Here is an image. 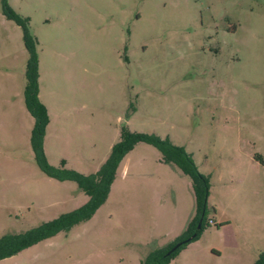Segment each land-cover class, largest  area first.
<instances>
[{"label":"rangeland","instance_id":"1","mask_svg":"<svg viewBox=\"0 0 264 264\" xmlns=\"http://www.w3.org/2000/svg\"><path fill=\"white\" fill-rule=\"evenodd\" d=\"M5 2L35 38L46 162L92 173L122 124L167 137L208 179L203 227L167 264H252L264 252V165L254 159L264 158V0ZM26 57L20 27L0 11V235L87 199L34 161ZM192 208L188 177L137 142L88 219L0 264H139L180 235Z\"/></svg>","mask_w":264,"mask_h":264},{"label":"trees","instance_id":"2","mask_svg":"<svg viewBox=\"0 0 264 264\" xmlns=\"http://www.w3.org/2000/svg\"><path fill=\"white\" fill-rule=\"evenodd\" d=\"M0 11L4 17L11 19L20 27L23 47L27 53L23 67L22 100L26 111L32 118L29 146L34 161L45 175L57 180L73 181L77 188L87 196L83 204L70 211L42 221L23 231L7 232L0 235V259L16 254L22 249L60 232H65L73 225L88 219L105 200L122 157L137 142H145L158 150L161 163L177 169L189 179L193 208L180 235L162 247L152 248L139 261V264H167L180 248L198 237L203 227L205 199L208 193L207 176L197 169L191 154L182 146L173 144L167 137L161 138L152 133L131 131L125 124L119 127L118 140L111 144L107 156L94 172L82 174L64 168L63 160H60L58 167L49 165L42 151V138L48 122V115L44 104L37 97L35 38L27 30V18L9 8L5 0L1 2ZM254 159L264 165V158L259 154H255ZM177 242L178 245L171 249ZM252 264H264V252L258 253Z\"/></svg>","mask_w":264,"mask_h":264},{"label":"water","instance_id":"3","mask_svg":"<svg viewBox=\"0 0 264 264\" xmlns=\"http://www.w3.org/2000/svg\"><path fill=\"white\" fill-rule=\"evenodd\" d=\"M177 245H178V242L175 243V244L171 247V249H174Z\"/></svg>","mask_w":264,"mask_h":264},{"label":"built area","instance_id":"4","mask_svg":"<svg viewBox=\"0 0 264 264\" xmlns=\"http://www.w3.org/2000/svg\"><path fill=\"white\" fill-rule=\"evenodd\" d=\"M212 221L210 219L207 220V223H211Z\"/></svg>","mask_w":264,"mask_h":264}]
</instances>
